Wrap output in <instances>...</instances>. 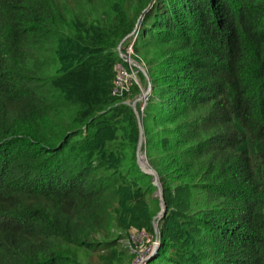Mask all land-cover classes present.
I'll return each instance as SVG.
<instances>
[{
	"label": "trees",
	"instance_id": "1",
	"mask_svg": "<svg viewBox=\"0 0 264 264\" xmlns=\"http://www.w3.org/2000/svg\"><path fill=\"white\" fill-rule=\"evenodd\" d=\"M64 1L0 0V264H130L153 232L139 88L112 95L149 5L146 264H264V0Z\"/></svg>",
	"mask_w": 264,
	"mask_h": 264
},
{
	"label": "rangeland",
	"instance_id": "2",
	"mask_svg": "<svg viewBox=\"0 0 264 264\" xmlns=\"http://www.w3.org/2000/svg\"><path fill=\"white\" fill-rule=\"evenodd\" d=\"M63 5L65 4V1L64 0H61ZM72 2V0H70ZM68 11V10H67ZM133 37L134 36H130L131 38V42L129 43H125L127 41V39L125 38V40H122V44L119 48V55H120V59L123 61V60H127V65H129L130 67V71L129 72H132V71H137L138 74H137V80H133L132 82V85L130 86V89L126 92V94H130L132 89L137 86L139 88V94L133 98L131 101L128 102L129 105H133V103L136 102V111L139 112H143L144 109H145V106H146V103H147V100H148V89L151 88V82H150V77H149V74H148V69H147V66L145 65V63L142 61V59H137L135 57V52L131 53L129 52V46L130 44L133 45ZM128 38V37H127ZM119 44V45H120ZM122 47H124V50H122ZM145 73L147 74V76L145 75ZM151 91V89H149ZM149 91V92H150ZM151 93V92H150ZM125 94V95H126ZM127 102V101H126ZM133 108V107H132ZM141 125H142V122H141ZM142 128H143V125H142ZM143 134H144V131H143ZM143 154H145V152H142ZM146 156V154H145ZM146 160H147V157H146ZM148 163V161H147ZM158 190L156 191L155 195H158ZM159 213V212H158ZM158 219L159 217L157 218V224L156 225H153L156 226V231H155V228H153V232H149L150 234L153 235V233H158V238H157V241L155 242V240H152L150 237H148V239L146 241H143L139 247H137L136 249L132 250L130 249V246L128 245V238L129 236L126 237V242H124L126 244V246L131 250V255H132V260L130 261V264H135L138 262V260L141 261V258L142 256L143 257H146L145 254L147 252H152L153 250H156V246L157 244L159 243V223H158ZM149 252V253H150Z\"/></svg>",
	"mask_w": 264,
	"mask_h": 264
},
{
	"label": "built area",
	"instance_id": "3",
	"mask_svg": "<svg viewBox=\"0 0 264 264\" xmlns=\"http://www.w3.org/2000/svg\"><path fill=\"white\" fill-rule=\"evenodd\" d=\"M137 31L134 35H132L134 36L133 41L137 37V33H138ZM129 52L134 53L132 44H130L129 46ZM129 71H130V67L129 65H127V60H123L117 63L116 77H115L114 84L112 87V95H115L118 97L124 96L126 92L130 89V86L132 85L133 80L135 81L137 80L138 72L137 71L129 72ZM153 228H155V231H156V227H153ZM129 235L130 236L128 238V245L130 246V249L132 250L139 247L143 241H146L148 239V237H150L152 240H155V242L157 241V238H158V233H153L152 235L146 230L134 231V232H131ZM149 252L145 254L146 257L142 256L141 261L138 260V262L135 264H146L147 260L152 255V252L150 253Z\"/></svg>",
	"mask_w": 264,
	"mask_h": 264
},
{
	"label": "water",
	"instance_id": "4",
	"mask_svg": "<svg viewBox=\"0 0 264 264\" xmlns=\"http://www.w3.org/2000/svg\"><path fill=\"white\" fill-rule=\"evenodd\" d=\"M150 8H151V5H149V7L144 11V13L147 12ZM144 13H143V15H141V17L139 19V23L141 22V19L143 18ZM139 23H138V26H139ZM138 26L134 29V31L130 35H128V38L136 33V31L139 28ZM121 44H122V42H121ZM121 44L119 45V48H120ZM145 75L147 76L146 73H145ZM149 89H151V88H149ZM149 89L147 91L148 94H150V92H151ZM132 107L137 114V117L139 119V124H140V139H139V143H138V147H137L138 164L144 172L151 174L153 176V183L157 187V190L159 192L157 196L159 197V200H160V208L161 209H160L159 213H157V215L155 216V219L153 222V225H156L157 224V218L163 216L166 213V205H165V200H164V190H163V187L158 180L157 172L148 165L147 160H146V156H145V154L142 153V147H143L144 139H143V128L141 125V118H140L139 113L136 111V102L133 103ZM143 161H145V164ZM154 227H156V226H154Z\"/></svg>",
	"mask_w": 264,
	"mask_h": 264
},
{
	"label": "bare ground",
	"instance_id": "5",
	"mask_svg": "<svg viewBox=\"0 0 264 264\" xmlns=\"http://www.w3.org/2000/svg\"><path fill=\"white\" fill-rule=\"evenodd\" d=\"M144 162V164H145V161H143Z\"/></svg>",
	"mask_w": 264,
	"mask_h": 264
}]
</instances>
